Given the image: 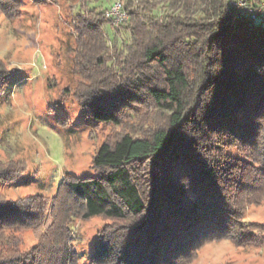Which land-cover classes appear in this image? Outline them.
<instances>
[{"label": "trees", "instance_id": "16d2710c", "mask_svg": "<svg viewBox=\"0 0 264 264\" xmlns=\"http://www.w3.org/2000/svg\"><path fill=\"white\" fill-rule=\"evenodd\" d=\"M100 1L73 5V97L95 124L120 125L145 99L164 122L139 128L132 112L134 130L97 148L95 173L68 174L52 197L0 193V264H77L73 223L97 216L111 221L90 264H189L224 237L264 245V223L244 219L264 200V25L231 23L228 0H124L117 37ZM18 71L0 59V91ZM24 171L0 162V182ZM27 229L36 243L21 250Z\"/></svg>", "mask_w": 264, "mask_h": 264}, {"label": "rangeland", "instance_id": "374dc122", "mask_svg": "<svg viewBox=\"0 0 264 264\" xmlns=\"http://www.w3.org/2000/svg\"><path fill=\"white\" fill-rule=\"evenodd\" d=\"M77 1L0 0V59L7 67L19 69L0 91V162L16 160L25 166L15 180L0 182L5 199L49 198L68 174H94L92 157L101 143L134 130L137 119L132 112L138 114L139 128L164 122L165 115L147 99L128 107L131 111L117 126L95 124L91 116L82 114L72 95L71 87L79 77L71 70L68 52L74 42L72 9ZM101 1L100 9L106 13L113 0ZM255 22L264 25V15ZM111 30V35L124 37L118 27ZM244 219L264 223V200L248 205ZM110 221L100 216L75 219L72 243L77 264H90L96 235ZM20 236L21 250L36 243L30 229ZM189 264H264V245L238 246L230 237L209 240Z\"/></svg>", "mask_w": 264, "mask_h": 264}, {"label": "built area", "instance_id": "2783aa9c", "mask_svg": "<svg viewBox=\"0 0 264 264\" xmlns=\"http://www.w3.org/2000/svg\"><path fill=\"white\" fill-rule=\"evenodd\" d=\"M123 2L124 0H113L111 6L105 13L114 27H119L128 19ZM227 9L231 23L242 17L256 20L264 14V0H261L256 5L251 4L248 0H228Z\"/></svg>", "mask_w": 264, "mask_h": 264}]
</instances>
